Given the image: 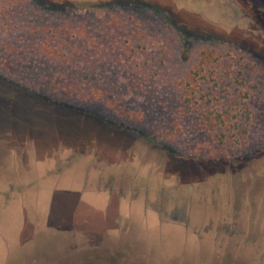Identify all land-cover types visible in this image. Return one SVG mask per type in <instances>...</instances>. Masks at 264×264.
<instances>
[{
    "label": "rangeland",
    "instance_id": "rangeland-1",
    "mask_svg": "<svg viewBox=\"0 0 264 264\" xmlns=\"http://www.w3.org/2000/svg\"><path fill=\"white\" fill-rule=\"evenodd\" d=\"M11 1L0 264H264V88L231 131L181 99L206 54L264 83V0Z\"/></svg>",
    "mask_w": 264,
    "mask_h": 264
},
{
    "label": "trees",
    "instance_id": "trees-1",
    "mask_svg": "<svg viewBox=\"0 0 264 264\" xmlns=\"http://www.w3.org/2000/svg\"><path fill=\"white\" fill-rule=\"evenodd\" d=\"M17 6L21 7L19 9L20 12L24 11L25 7L23 4L21 6L15 1L0 0L1 27L8 30L15 28L13 24L18 23V20L14 22L13 13L17 11ZM69 43L70 38H67L57 46L61 51L63 47L66 48V52L62 51L64 58L78 59L85 56L77 53L73 48L68 47ZM226 56V54H218L216 58L224 60ZM243 56L241 54L239 59H243ZM209 57H211V54H206L204 59H201L198 65L185 78V83L181 89V99L185 105L205 107L204 122H214L218 129L222 124L233 122L232 126L227 127V130L231 131L237 126L236 117L238 115L232 114L231 112L237 109L243 110L246 114H250V106H246L247 104L244 100H251L257 94L252 93L257 92L260 88H264V83L259 81L260 71L253 62L250 64L238 61L234 64V69L231 68V65L222 67L219 72L221 74L216 77L217 68L215 65L220 64L210 61ZM94 73L95 71H91L90 74ZM254 76L256 79H254ZM84 78H88V74L84 75ZM261 92L259 91L258 94ZM247 119H249L248 115ZM208 125L212 129L215 128L213 123H208ZM217 137L219 142L223 143V139L227 136L223 132L221 135H217ZM80 264L84 263L82 262Z\"/></svg>",
    "mask_w": 264,
    "mask_h": 264
}]
</instances>
